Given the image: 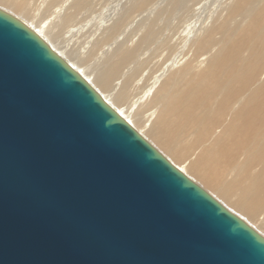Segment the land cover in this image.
<instances>
[{
	"label": "water",
	"instance_id": "obj_1",
	"mask_svg": "<svg viewBox=\"0 0 264 264\" xmlns=\"http://www.w3.org/2000/svg\"><path fill=\"white\" fill-rule=\"evenodd\" d=\"M0 264H264V237L0 9Z\"/></svg>",
	"mask_w": 264,
	"mask_h": 264
},
{
	"label": "bare ground",
	"instance_id": "obj_2",
	"mask_svg": "<svg viewBox=\"0 0 264 264\" xmlns=\"http://www.w3.org/2000/svg\"><path fill=\"white\" fill-rule=\"evenodd\" d=\"M204 1L0 0V9L264 237V0H225L207 16Z\"/></svg>",
	"mask_w": 264,
	"mask_h": 264
},
{
	"label": "rangeland",
	"instance_id": "obj_3",
	"mask_svg": "<svg viewBox=\"0 0 264 264\" xmlns=\"http://www.w3.org/2000/svg\"><path fill=\"white\" fill-rule=\"evenodd\" d=\"M205 2V3H204ZM203 2V7H202V13H203V16H207L206 14H210L211 12H213L214 11V9H219L220 7H221V5H223V3L225 2V0H206V1H204ZM211 2V3H210ZM220 2V3H219ZM204 4H206V6L204 5ZM99 5H101V6H99ZM98 5V7L96 6V8H95V13H92L91 14V12L90 13H87L86 15H87V18L85 19V21L86 22H88L89 21V25H90V27L92 26V25H96L97 24V20L99 19V17H103V15L105 14V12H106V10H107V8H108V6H109V2H101L100 4ZM108 5V6H107ZM205 10V11H204ZM207 11V12H206ZM210 12V13H209ZM97 14V15H96ZM97 16V17H96ZM97 18V19H96ZM96 23V24H95ZM50 38V37H49ZM51 39V38H50ZM51 41H52V39H51ZM58 44V45H57ZM59 44H61L60 46H59ZM56 45L57 46H59V47H62V46H64V44L63 43H61V42H56ZM68 59H70V60H72V58H68Z\"/></svg>",
	"mask_w": 264,
	"mask_h": 264
}]
</instances>
